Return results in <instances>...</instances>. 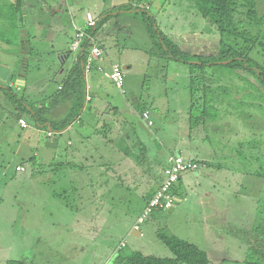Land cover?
Segmentation results:
<instances>
[{
	"label": "crops",
	"instance_id": "obj_1",
	"mask_svg": "<svg viewBox=\"0 0 264 264\" xmlns=\"http://www.w3.org/2000/svg\"><path fill=\"white\" fill-rule=\"evenodd\" d=\"M82 1L0 0V11L8 4L12 9L7 18L3 17L4 19L0 20V57L13 56L20 59L14 64L3 62V58L0 59V107L6 103L13 109L0 115V123L6 125L11 119L9 114H12L14 122L25 133L21 140L22 144L26 143L29 147L34 132L37 139L31 143V146L34 150L39 148L47 150V168L50 175L48 182L55 188L52 193L50 192L49 198L53 199L54 196L63 207H68L69 203L73 207L74 197L77 212L84 213L83 209L88 208V213L83 215L87 218V222L81 227L87 234L100 235L99 241L101 244H106L105 254L100 256L97 264H113L118 252L127 246L128 237L131 235L135 239H141L142 226L151 223L157 215L165 221V228H170L174 236L204 251L209 259L208 264L231 263L234 258H227V254L229 251H234V246L227 241L225 235L226 227H229L225 213L227 202L214 195L210 189L211 180L221 179V175H215L214 171L222 172L220 166L222 160L225 161L226 155L217 150H203L202 147L193 145L190 135L193 133L198 135V133L190 129V111L181 109L175 98L169 94L167 78L161 86L157 85L155 89H149L146 94L142 92L146 84L147 69L133 74L136 83H130L129 72L135 71L133 61L135 59L131 58L133 52L141 50L147 59L148 57L152 59L154 56L159 60L154 55L159 51L153 48L155 46L144 25L134 19L146 32V36H142L143 46L147 40L148 45H152L147 49L141 47V44L139 47L133 45L137 25L133 21H127V17L133 16L134 10H148L149 6L143 7L141 1L135 0L131 2L125 0L121 4L113 0L110 6H106L108 1L101 0L96 6L100 14L90 9L85 10L80 25L79 13ZM165 2L166 5L172 3L171 0ZM83 6H87V3L84 2ZM106 15L111 16L95 31L88 27V17L97 22ZM7 23L15 24L18 28L16 44L13 40L3 37L2 30L6 28ZM132 26L134 28H131ZM80 31H83L87 37L81 46H76V35ZM86 41L87 50L83 47ZM94 45L102 50V56L87 72L84 68L87 51ZM177 45L180 49L184 47L180 43ZM84 50L83 58H80ZM192 54L199 53L192 52ZM161 55L160 59L163 58L169 66L168 63L171 61ZM77 65L80 66L85 81L84 101L80 114L67 127L59 131L56 129L53 131L50 127L45 130L46 128L38 126L35 120L34 126H31L33 113L23 111L19 114L14 106L7 102L5 89L20 93L26 105L45 109L44 126L52 124L61 127L62 122L72 113V108L80 102L78 92H74L70 100H60L65 93L66 82ZM115 65L120 66L125 72V83L123 82L122 88L117 90L119 95L106 85H101L102 77L113 83L108 75ZM185 67V74L190 81L189 68ZM87 74H89L88 78ZM135 84L136 87L131 88ZM50 87L52 89L49 91ZM54 87L56 90L53 91ZM140 109L144 110L142 114ZM171 110L183 118L182 124L176 120L174 129L171 127L175 135L169 139L176 142L174 151L164 150V146L158 143L156 136V122H162V118ZM145 113L149 121L144 119ZM186 113L189 124L185 120ZM20 120H24L28 127L22 128ZM149 122L152 123L151 126ZM195 129L201 128L198 126ZM42 130L45 131L48 139H52L44 145L38 140V134ZM164 140L165 143L166 138ZM175 155L195 161L198 169L180 175L173 189L175 203L169 209L155 210L152 215L157 212L156 216L151 215L145 220L146 222L138 224L148 201L163 181V171L167 167V162ZM36 157L37 154L30 155L27 161L37 165ZM37 166L41 168L40 165ZM15 171L25 172L26 164L17 163ZM139 177H146L145 181L140 180L138 183L135 179ZM49 216L51 218H48L47 225L54 227L51 221L52 213ZM111 218L115 221L108 222ZM62 225L65 226L63 220ZM66 226L69 229L72 227L69 223H66ZM23 227L19 226V231ZM181 228L189 237L183 239L177 235ZM36 234L38 231L35 232ZM102 235L109 236L102 238ZM106 239L112 240V243L103 242ZM115 239L121 240L115 245L113 243ZM251 241L252 235L244 244L246 250L252 245ZM40 242L46 240L36 237L27 249L31 250L33 245H38ZM226 242L228 246L225 245ZM217 243L219 247L216 246ZM259 244L261 242H257L256 246ZM171 257L170 253L168 257L161 258ZM22 260L26 264H31V260L29 262Z\"/></svg>",
	"mask_w": 264,
	"mask_h": 264
},
{
	"label": "rangeland",
	"instance_id": "obj_2",
	"mask_svg": "<svg viewBox=\"0 0 264 264\" xmlns=\"http://www.w3.org/2000/svg\"><path fill=\"white\" fill-rule=\"evenodd\" d=\"M107 1L106 6L113 3V0ZM115 1L121 4L125 0ZM131 1L128 0V2ZM135 1H141L143 7L149 6L147 13L154 17L158 28L165 36H169L174 44L183 45L184 52H198L205 55L218 53L220 35L212 24L197 13L195 3L190 0H171L172 3L166 5L165 1L168 0ZM84 2L87 6H83ZM99 3L101 0L82 1L79 13L80 25L83 22L85 10L90 9L100 14L96 9ZM256 10L258 18L262 19L260 28L250 23L244 13H241L239 21L242 22V26L239 29L241 32L242 30L251 32L253 37L258 36L259 42L253 46L247 41L249 38L240 36L233 39L231 36L228 44L249 50L246 57L264 70V0H256ZM11 11L9 4L2 7L0 20L3 17L7 18ZM127 18L129 22H135V19L142 25L139 16L135 13L131 18ZM134 24L137 25L135 28L137 34L134 36L133 45L139 47L141 44V47L146 49L152 47L148 45V40L143 46L142 36H146V32L143 26L136 22ZM83 25L86 28L85 23ZM17 32L18 28L12 23H7L6 28L2 30L3 37L13 40L15 44L18 40ZM153 48L155 49L156 46ZM154 55L159 60L154 56L152 59L150 57L147 59L141 50H136L131 56L135 59L133 60L135 71L129 72L130 83H136L133 74L147 69L146 84L142 93L146 94L149 89H155L157 85L161 86L167 78L169 94L175 98L176 103L183 110L191 111V102H193L195 104L193 114L195 113L196 116L199 115L201 109L196 104L204 98L212 99L209 111L207 109L205 116H202L204 123L199 125L202 130L194 129L198 135L194 133L190 135L188 130V134L194 146H200L203 150H217L226 155L225 161L222 160L220 166L222 172L214 171L215 175H221V179L216 178L215 181H210L212 193L227 202L225 213L229 227H226L225 235L227 241L234 246V251H229L227 258H234V261L225 264H264V88L248 71L231 70L220 64L208 65L202 71L205 76V86L208 89L202 88L204 83L200 88H191L190 81L185 74L186 65L171 61L167 66L166 61L163 58L160 59L161 52H155ZM2 58L3 62L10 64L20 61L19 58L13 56L0 57ZM88 76L89 74L87 78ZM123 77L125 83V72H123ZM101 85H106L119 95L118 88L109 80L102 77ZM136 85H132L131 88H135ZM51 89L52 87L49 91ZM54 90H56L55 87ZM13 93L19 98L22 97L20 93L15 91ZM127 95H129L128 92ZM4 106L0 107V115L6 111H13L8 104L5 103ZM9 115L11 119L6 125L0 123V264L22 259L27 262L31 260V264H97L100 256L105 254L106 244H101L100 235L87 234L81 227L87 222V218L83 215L88 213V208L83 209L84 213L77 212L74 197L72 198L73 207L70 206L71 203L68 207H63L54 196H52L53 199L49 198L50 192L52 193L55 188L51 187L48 182L50 175H48L47 168V150L43 148L34 150L31 146V143L37 139L34 132H32L34 138L30 141L29 147L26 143L23 145L21 140L25 133L14 122L12 114ZM180 117L171 110L162 118V122H156L157 141L164 146V150H175L176 142L170 140L169 137L172 138L175 135L171 127L174 129L176 126L174 121H182L183 118ZM186 118L187 113L185 120ZM186 121L189 124V120ZM31 126H34L33 117ZM45 130L48 128L46 127ZM164 138H166L165 143ZM38 140L41 145L52 141L45 136L43 130L38 134ZM33 154H37L36 164L41 168L27 161V158ZM17 163H25L26 171L17 173L15 171ZM145 178L139 177L135 180L139 183L140 180L145 181ZM51 213L54 227L47 225ZM157 214L155 212L152 217ZM161 215L165 214L161 213ZM62 220L65 222L64 227ZM114 221V218L108 219V222ZM164 222L157 215L151 223L141 225L143 236L141 239H135L130 235L127 239V246L121 251L122 255L138 251L150 256L168 257L170 251L159 237L174 235L170 228H165ZM66 223L72 226L71 229L67 228ZM19 226L24 227L19 231ZM36 231L38 234L35 235ZM185 233L186 231L181 228L177 235L185 239L189 237ZM250 235H252V245L250 250H246L247 247L244 244ZM108 236L102 235V238ZM36 237L46 242L33 245L31 250L27 249ZM119 240L115 239L113 243L116 245ZM103 242L112 243V240L106 239ZM257 242L261 244L256 246ZM225 245L228 246L227 242ZM216 246L219 247V243ZM254 252H258V255L253 254ZM243 259L244 262H242Z\"/></svg>",
	"mask_w": 264,
	"mask_h": 264
},
{
	"label": "trees",
	"instance_id": "obj_3",
	"mask_svg": "<svg viewBox=\"0 0 264 264\" xmlns=\"http://www.w3.org/2000/svg\"><path fill=\"white\" fill-rule=\"evenodd\" d=\"M189 1V0H188ZM195 3L197 13L210 24H212L218 34L220 35L219 41V51L214 55H205V54H192L182 51L178 45L174 44L169 37L165 36L162 31L158 28L154 17L147 13L145 9H136L133 12L135 15L139 16L140 21L144 25L146 31L153 40L154 45L161 52V56L165 57L168 61H175L178 63H183L189 68L190 73V87L200 88L201 84L204 83L202 88L208 89L205 86L204 74L202 73L203 69L206 66L212 65H222L231 70H245L248 71L252 76L258 80V82L264 88V70H262L257 64L249 60L246 55H248L249 50L239 49L234 47V45H229L228 40L231 36L234 38L243 36L250 42L253 46L259 42L258 36H251V32L248 33L245 30L240 31L242 22L239 21V15L244 13L246 19L250 23H254V26L260 28V20L258 18L256 10V0H190ZM123 10V9H121ZM119 10V11H121ZM128 10V9H127ZM125 9V11H127ZM242 11V12H241ZM119 13V12H118ZM111 15H106L104 18L98 19L96 26L92 29L95 31L100 27L104 22H106ZM254 28V27H253ZM241 32V33H240ZM91 34V32H90ZM249 36V37H246ZM251 37V38H250ZM253 38V39H252ZM87 41L83 43L85 50L88 49ZM85 50L81 53L83 54ZM251 50V48H250ZM198 62V63H195ZM84 76L79 65L74 67L71 76L65 85V93L62 94L60 100H68L74 92H78L80 95L76 107L72 108V113L70 116L62 122L61 127H56V125H47L44 126L45 119L44 113L45 109H39L38 107L28 106L24 101L17 97L10 89H5V95L7 100L14 106L16 111L21 114L24 112H32V117L35 122L41 128L50 127L53 131L63 129L67 127L71 121L78 115L82 109V104L84 101ZM199 91V90H197ZM212 99H205L199 101L196 105L201 108L199 115L193 114L195 104L191 102V111L190 116V129L193 130L198 127L201 123H204V118L209 111ZM30 111V112H29ZM143 109H140V114L143 112ZM31 114V113H30ZM173 194V190H172ZM160 241L169 249L172 254L171 258H161L155 256H147L141 252H132L128 255H122L121 251L118 252L117 257L113 260V264H208L209 259L207 254L200 250L195 245L181 240L175 236H161L159 237ZM253 254L258 255V252ZM264 257V253H263ZM7 264H26L23 260L9 261Z\"/></svg>",
	"mask_w": 264,
	"mask_h": 264
},
{
	"label": "built area",
	"instance_id": "obj_4",
	"mask_svg": "<svg viewBox=\"0 0 264 264\" xmlns=\"http://www.w3.org/2000/svg\"><path fill=\"white\" fill-rule=\"evenodd\" d=\"M88 27L94 28L96 26V21L91 17L87 18ZM86 34L83 31H80L76 35L77 45L81 46V43L86 38ZM102 56V50L98 46H92L87 51V57L85 60L84 68L85 71L89 72L95 63ZM109 79L113 84L121 89L124 82L123 71L120 66H113L110 74L108 75ZM144 119L149 121L147 113L144 115ZM22 128H27L28 125L24 120L19 121ZM150 126L152 125L149 122ZM198 169V164L193 160H186L181 156H173L167 162V167L163 171V181L160 184L158 190L150 198L147 203L146 208L142 212L138 224L143 223L147 218H149L155 210H166L169 209L175 203V197L172 194V190L179 181V177L182 173L185 172H194ZM137 229V227H135Z\"/></svg>",
	"mask_w": 264,
	"mask_h": 264
}]
</instances>
